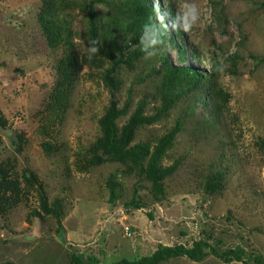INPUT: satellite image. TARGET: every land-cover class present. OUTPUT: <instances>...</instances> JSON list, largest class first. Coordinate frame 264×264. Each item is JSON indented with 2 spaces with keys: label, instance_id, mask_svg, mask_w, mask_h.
Segmentation results:
<instances>
[{
  "label": "rangeland",
  "instance_id": "374dc122",
  "mask_svg": "<svg viewBox=\"0 0 264 264\" xmlns=\"http://www.w3.org/2000/svg\"><path fill=\"white\" fill-rule=\"evenodd\" d=\"M159 2L176 15L184 2L199 11L191 31L180 29L185 60L175 47L181 39L169 42L171 27L157 51L167 49L150 59L139 41H128L112 95L102 79L103 56L88 59L85 10L53 0H0V264H69L71 252L111 264L149 255L158 244L191 247L198 240L218 252L243 251L244 262L228 264H255L250 255L264 261V0ZM96 9L98 19L111 12L104 3ZM55 17L68 21L59 33L51 29ZM66 31L72 48L63 44ZM125 35L117 39L121 48ZM165 57L170 66L201 71L225 101L216 113L220 98L185 87L176 104L134 132L133 144L153 150L181 123L158 159L171 172L156 202L151 183L130 165L92 164L91 147L112 99L122 108L130 97L119 126L139 102L144 116L156 114ZM112 177L120 184L114 201ZM133 196L141 208L126 206ZM55 206L61 228L50 211ZM162 264L227 263L209 254Z\"/></svg>",
  "mask_w": 264,
  "mask_h": 264
},
{
  "label": "trees",
  "instance_id": "16d2710c",
  "mask_svg": "<svg viewBox=\"0 0 264 264\" xmlns=\"http://www.w3.org/2000/svg\"><path fill=\"white\" fill-rule=\"evenodd\" d=\"M53 2L58 3L61 8L63 7L71 11L75 8L85 10L89 25L88 36L90 40H96L99 42L97 45L99 47V53H96V55L100 60L103 58L104 61H102L106 63V66L102 64V79L106 88H108L112 95H114V92L118 91L121 85L118 71L120 69V63L123 62V50L128 48L125 45L128 41H139L142 33V26L147 23L148 18L153 15L152 1L123 0L122 6L120 4L109 6V3H107L108 0H53ZM98 3H104L111 10V12L105 13L102 19H98L97 16L98 11L96 5ZM167 14L168 18L171 20L176 17L175 11L172 7L167 9ZM67 22V19L64 17H55V19L53 18L52 20L53 27H51V29L59 33L58 27H60L61 24L65 25ZM121 33L124 35L126 34L125 36L127 37V39L125 38L123 40L124 48H121L122 46L119 45V42L117 41ZM173 35L178 36L182 41L181 45H175V47L179 54L180 61H184L185 50L183 48L184 42L182 39V31L179 28L174 29V33L169 37V42L171 43L174 42ZM69 37H71L70 31L64 32L62 36L63 44L72 48V45H67ZM162 38L165 41V34L163 31ZM164 61V69L166 72L165 78L162 85L160 84L156 89V96L161 99L162 105L157 110L156 114L144 116L143 108L145 103L139 102L125 123L119 126L117 121L121 116L127 114L130 106V97H127V101H125L122 108H119L116 104V100L112 99L99 121L101 135L91 147L92 164L99 165L105 162H117L124 166L130 165L138 174L143 175L151 183V194L156 202L163 197L162 181L171 172V168L164 169L160 167L158 159L162 154V148L164 145L180 130L181 123H175L169 134L164 137V139L160 140L161 143L153 150L144 143L138 142L133 144L132 136L134 132L140 126L151 124L157 120L159 115L164 114L176 104L184 93L185 87L197 89L200 93L205 91L206 93L202 92V98H206V95H210V93H212L215 98H220V104L217 105L219 109L213 108L216 113L220 111L221 106L225 101V96L221 94L220 91L218 92L212 84H206L207 82H205V80L207 77L201 71L188 66H170L166 57L164 58ZM73 66V69L75 70L76 63ZM203 83L204 86L202 85ZM1 123L2 121L0 120V124ZM4 180L5 179H3V181ZM207 184L209 187L214 186L211 182H208ZM215 185H217V183H215ZM1 186L2 185H0V187ZM118 187H120V184L116 181L115 177H112L109 181L111 201L116 199ZM130 205L136 209L141 208V205L138 200L135 199V196L126 203V206ZM50 211L51 214H53L58 227L61 228L60 210L55 206L51 208ZM209 254L227 264L233 261L244 262V253L240 249H230L218 252L207 241L198 240L194 241L191 247H185L181 244L174 246L158 244L155 250L149 255L134 260L122 258L111 264H162L170 259L181 257H185L194 262H200ZM68 259L69 264H93L80 254L74 252L69 253ZM248 259L254 261L255 264H264L263 258L258 255H250Z\"/></svg>",
  "mask_w": 264,
  "mask_h": 264
},
{
  "label": "clouds",
  "instance_id": "9594fccd",
  "mask_svg": "<svg viewBox=\"0 0 264 264\" xmlns=\"http://www.w3.org/2000/svg\"><path fill=\"white\" fill-rule=\"evenodd\" d=\"M152 12L148 18V22L142 26V33L139 39L141 51L144 53L145 59H150L167 49L157 51L160 45L164 44L162 38V31L166 35L171 27L172 29L179 28L184 32H189L199 20V11L194 4L184 2L180 5V11L172 20L171 25L168 23V14L163 11L160 6L159 0H153ZM98 41L91 40L87 46L88 59H91L94 54L99 52Z\"/></svg>",
  "mask_w": 264,
  "mask_h": 264
}]
</instances>
